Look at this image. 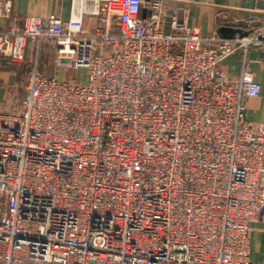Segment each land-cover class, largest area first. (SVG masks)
Listing matches in <instances>:
<instances>
[{
  "label": "built area",
  "instance_id": "2783aa9c",
  "mask_svg": "<svg viewBox=\"0 0 264 264\" xmlns=\"http://www.w3.org/2000/svg\"><path fill=\"white\" fill-rule=\"evenodd\" d=\"M12 7L0 0V24ZM166 12L73 0L67 20L0 28L1 56L26 60L36 44L23 108L0 110V264H255L264 122L244 98L262 94L247 54L263 39L166 27ZM44 45L85 80L44 73ZM238 51L231 78L222 62Z\"/></svg>",
  "mask_w": 264,
  "mask_h": 264
},
{
  "label": "crops",
  "instance_id": "0c3cea01",
  "mask_svg": "<svg viewBox=\"0 0 264 264\" xmlns=\"http://www.w3.org/2000/svg\"><path fill=\"white\" fill-rule=\"evenodd\" d=\"M167 16L165 26L170 27L176 17L180 22L198 27L208 38H221L219 29L223 26L240 29L245 34H260L264 37V0H165ZM73 0H12V11L3 17L1 27L22 26L28 15H38L47 20L51 14H57L67 20L71 16ZM88 25L94 19L86 18ZM93 23V24H92ZM237 35L240 32H236ZM259 45L248 51V67L254 77L262 83L259 97H245L247 118L254 122H264V38ZM210 45L213 42L209 43ZM43 67L48 75H57L66 67H54L53 59L56 48L44 45ZM42 53V52H41ZM36 44L30 40L26 60L12 59L0 55V110L20 111L24 106L26 95L25 78L35 63ZM41 56V55H40ZM244 54L241 51L231 54L222 62L223 71L231 78L240 75L243 68ZM251 258L255 264H264V209L251 228Z\"/></svg>",
  "mask_w": 264,
  "mask_h": 264
},
{
  "label": "rangeland",
  "instance_id": "374dc122",
  "mask_svg": "<svg viewBox=\"0 0 264 264\" xmlns=\"http://www.w3.org/2000/svg\"><path fill=\"white\" fill-rule=\"evenodd\" d=\"M43 54H44V52L42 51V53H40V55H41L40 56V65L42 67H43V64H44L43 59H41V58H43ZM55 60H56V58L54 57L53 65H54V67H57ZM23 61H25V60H22L20 62H23ZM86 74H87V71L84 68H81V69H78V70L68 69L67 68L66 70L64 69V74H63L62 71L59 72V76L60 77L66 78L67 80L76 79V80H79V81L85 80Z\"/></svg>",
  "mask_w": 264,
  "mask_h": 264
},
{
  "label": "water",
  "instance_id": "95a60500",
  "mask_svg": "<svg viewBox=\"0 0 264 264\" xmlns=\"http://www.w3.org/2000/svg\"><path fill=\"white\" fill-rule=\"evenodd\" d=\"M236 32H240V36H245L248 34H245L244 32H241L240 29H234L232 27H226L223 26L219 29V35L221 38H234L237 36ZM261 38H264L263 36H261Z\"/></svg>",
  "mask_w": 264,
  "mask_h": 264
}]
</instances>
